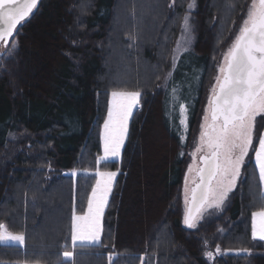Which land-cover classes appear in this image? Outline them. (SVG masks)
Instances as JSON below:
<instances>
[{
	"label": "trees",
	"instance_id": "trees-1",
	"mask_svg": "<svg viewBox=\"0 0 264 264\" xmlns=\"http://www.w3.org/2000/svg\"><path fill=\"white\" fill-rule=\"evenodd\" d=\"M190 1L40 0L18 27L17 47L0 55V223L25 241L0 243V264H68L66 250L74 264H264V240L252 236V213L264 207L253 152L226 207L195 228L184 223L196 125L250 0H194L195 42L174 64ZM114 89L140 91V105L121 161L97 165ZM15 135L22 140L7 155ZM97 168L119 172L102 241L72 249L73 214L86 212L97 176L70 172ZM241 250L251 253L227 252Z\"/></svg>",
	"mask_w": 264,
	"mask_h": 264
},
{
	"label": "snow or ice",
	"instance_id": "snow-or-ice-1",
	"mask_svg": "<svg viewBox=\"0 0 264 264\" xmlns=\"http://www.w3.org/2000/svg\"><path fill=\"white\" fill-rule=\"evenodd\" d=\"M37 4L38 0H0V44L6 49L0 55H11V51L7 50L17 47L16 43L9 44V40L17 32V26L37 8ZM194 6V0L188 4L189 9ZM189 19L188 15L183 18V33L173 54L174 64L181 52L188 51L186 45L189 38L186 34L190 32ZM140 97V91L112 90L111 104L103 125V155L97 157V165L121 155L129 119L133 109L139 106ZM186 112L187 109L181 105L179 124L185 127ZM257 116L264 119V0H251L211 89L201 125L200 146L196 149V152H200L206 147L207 154L201 157L203 166L196 168L199 183L193 181L195 187L191 189L190 200L185 188V204L188 207L184 223L188 228L197 226L201 209L220 207L235 187L250 151L254 153L259 180L264 185V133L255 134ZM254 138L258 145L256 147L253 145ZM193 167L188 169L189 173ZM95 175L99 179L92 188L87 213L73 214L72 249L100 241L101 216L117 172L97 168ZM252 236L264 240V207L252 213ZM7 241L22 245L25 236L23 233L13 234L7 224L0 223V242ZM216 250L220 251L218 246ZM206 255L211 258L213 253L207 252ZM63 257L68 264H74V251H64ZM112 259L109 257L110 261Z\"/></svg>",
	"mask_w": 264,
	"mask_h": 264
},
{
	"label": "rangeland",
	"instance_id": "rangeland-1",
	"mask_svg": "<svg viewBox=\"0 0 264 264\" xmlns=\"http://www.w3.org/2000/svg\"><path fill=\"white\" fill-rule=\"evenodd\" d=\"M192 2H193V0L190 1V3H192ZM123 3H124V2H123ZM250 3H251V0L249 1L248 5H247V8H246V10H245V14L243 15V17H242V19H241V22H240V25H239L237 31H235L234 35L231 37V39H230V40L227 42V44H226V47H225V49H224V52H223L222 58H221V60H220V62H219V66L223 63V57H224V55L227 53L228 49L231 47L232 43L234 42V38H235V36L238 34L239 28H240V26H241V24H242V20L245 18V15H246V12H247V10H248V7H249ZM194 5H195V3H194ZM127 9H128V5H127V3L121 5V7H120V9H119V19H120V20H119L118 23H119L120 25H121L122 23H125V24H126V22H127L126 19H124V17H123V15H124L125 13H127ZM194 9H195V6H194V8H192V9L187 8V11H186L185 15L183 16V18H184L186 15H188V16L190 17V19H189L190 32L186 34V36L189 38V42H188L187 45H186V47H187L188 49H190V48L194 45L195 37H196V36H195V28H194V25H193V12H194ZM183 18H182V21H181L180 32H179L178 39H177V41H176L175 48H174V50H173V54H174V52H175V50H176L177 42L180 40L181 35H182V33H183ZM100 48H102V46H100ZM110 49H111V48H110ZM112 50H113V53H114V54H117V53H118L117 48H114V49H112ZM181 53H182V52H181ZM179 56H180V55H179ZM177 58H178V57H177ZM172 59H173V55H172ZM218 69H219V68H218ZM118 70H119V69H118ZM115 72H116V75H113V73L110 74V81L112 80L113 82H114V81L116 82V81H119V80H120V77L122 76L121 73H120V71H116V69H115ZM217 75H218V71H217V73H216V76H217ZM216 76H215V78H216ZM214 85H215V80H214V82H213V84H212L211 89L214 87ZM210 96H211V90H210L209 99H210ZM208 101H209V100H208ZM208 101H207L206 105L204 106V109H203V111H202V113H201V115H200L199 121H198V123H197V125H196V129H195V140H194L193 148H192V150H191L190 161H189V164H188V167H187V172H186V176H185V180H184V184H183L182 193H183V199H184V205H185V208H186V204H185V188L187 187V189H188V196H189V194H190V192H191V188H192V186L195 184L193 181H195V182L197 181L196 168H199V166H200L199 159H200V157H201L202 154H207V149H206V147L203 148L200 152H196V149H197V147L200 146V132H201V125H202L203 122H204V121H203V116H204V114L207 112ZM110 104H111V94H110V98H109V107H110ZM139 105H140V103H139ZM183 106H184L186 109L188 108L186 105H183ZM109 107H108V108H109ZM138 107H139V106H138ZM138 107H136V108L133 109V114H132V116H131L130 119H129L128 133H129V129H130V122H131V119H132V117H133V115H134V113H135V111H136V109H137ZM186 117H187V124H189V123H190V113H189L188 109H187V112H186ZM106 118H107V115H106ZM103 125H104V123H103ZM103 125H102V129H101V144H102V153H101V155H103ZM128 133H127V137H128ZM261 133H264V119H262L261 116H257V118H256V126H255V134L258 135V134H261ZM127 137H126V139H125L124 145H125V143H126ZM11 140H12L13 146L11 145V146H8V148H6V150H5L6 153H5V154H7V155H8V154H14V153H13V149L15 148L14 146L17 145V142H18V141L22 140V137H21V136H18V135H15V136H13V137L11 138ZM254 141H255V138H254ZM254 141H253V142H254ZM124 145H123V147H122V149H121V155H120L119 157H113V158H110V161H121V159H122V152H123ZM19 152H20V151H19ZM19 152H18V153H19ZM193 153H195V155H193ZM7 155H6V156H7ZM101 163H104V162H101ZM194 165H195V167H193ZM190 167H193V171H192L191 173H189V171H188V169H189ZM257 169H258V167H257ZM96 170H97V169H96ZM96 170H95V171H88V170H84V171H80V170H72V171L70 172V174L77 175L78 173L83 172V173H90V174H94V175H95ZM99 170H100V171H106V172H117V175H116V177L114 178L113 185H112V190H111V192H110V194H109L108 201H107V205L105 206L104 211H103V214H102V216H101V228H102V231H101V235H100V241H99L98 244H100L101 241H102L104 214H105V211H106V209H107V206H108L109 200H110V198H111V194H112V192H113V189H114V185H115L116 179H117L118 174H119L118 171H113V170H102V169H100V168H99ZM241 170H242V168H241ZM258 172H259V170H258ZM240 175H241V173H240ZM98 179H99V177L97 176V180H98ZM239 179H240V176H239V178H238L237 181H236L235 187H234V188L228 193L227 197L225 198L224 202L220 205V207H218V208H217V207H212V208H207V207H205L204 209L201 210V212H200V218H199V219L197 220V222H196L197 226H198L199 224H201V223H204V222H207V221L213 219L214 216H215L217 213L221 212V211L226 207V204H227V202L229 201L230 196L232 195V193L234 192V190L236 189V187H237V185H238ZM95 184H96V183H95ZM94 186H95V185H94ZM262 187H263V193H264V185H262ZM87 207H88V206H87ZM86 213H87V209H86V212L83 213V214H78V213L75 212L76 215H84V214H86ZM197 226H196V227H197ZM10 232H11V231H10ZM12 233H13V234H18V233H14V232H12ZM254 239H255V240H261V239L259 238V236H257V237L254 238ZM0 243H2V244H9V245H20V244H17L16 242H11V241L0 242ZM23 244H24V243H23ZM23 244H22V245H23ZM98 244H85V245H98ZM227 252L239 253V254H247V255L251 253L250 250L227 251ZM218 253H222V251L220 250ZM206 256H207V255H206ZM214 257H215V256H214V253H213V256H212L211 258H209V257L207 256V258H208V260H209L210 262H212V261L214 260ZM24 264H41V263H24Z\"/></svg>",
	"mask_w": 264,
	"mask_h": 264
},
{
	"label": "water",
	"instance_id": "water-1",
	"mask_svg": "<svg viewBox=\"0 0 264 264\" xmlns=\"http://www.w3.org/2000/svg\"><path fill=\"white\" fill-rule=\"evenodd\" d=\"M39 2H40V0H38V3H39ZM37 5H38V4H37ZM34 10H35V9H34ZM34 10H33V12H34ZM32 14H33V13H32ZM32 14H31V15H32ZM31 15H30V16H31ZM30 16H29V17H30ZM29 17H28V18H29ZM28 18H27V19H28ZM27 19H26V20H27ZM22 23H23V22H22ZM19 26H20V25L17 26V29H18ZM15 33H16V32H15ZM15 33L13 34V36L15 35ZM12 38H13V37H12ZM12 38H10L9 43H10V41H11ZM1 46H3V45L0 44V47H1ZM204 155H205V154H202L201 157L204 156ZM201 157H200V159H199V162H200V166H199V167H202V166H203ZM196 176H197V173H196ZM196 183H199V178H198V176H197V181H196ZM194 187H195V184L192 186V188H194ZM192 188H191V189H192ZM190 197H191V192H190V194H189V200H190ZM187 207H188V205H186L185 214H186ZM201 210H202V209H201ZM184 217H185V216H184ZM185 225H186V224H185ZM186 226H187V225H186ZM187 227H188V226H187Z\"/></svg>",
	"mask_w": 264,
	"mask_h": 264
}]
</instances>
